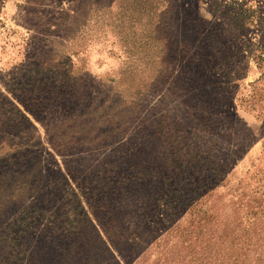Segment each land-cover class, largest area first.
Returning a JSON list of instances; mask_svg holds the SVG:
<instances>
[{
    "label": "rangeland",
    "instance_id": "obj_1",
    "mask_svg": "<svg viewBox=\"0 0 264 264\" xmlns=\"http://www.w3.org/2000/svg\"><path fill=\"white\" fill-rule=\"evenodd\" d=\"M0 264H264V0H0Z\"/></svg>",
    "mask_w": 264,
    "mask_h": 264
},
{
    "label": "trees",
    "instance_id": "obj_2",
    "mask_svg": "<svg viewBox=\"0 0 264 264\" xmlns=\"http://www.w3.org/2000/svg\"><path fill=\"white\" fill-rule=\"evenodd\" d=\"M233 18H237V17H233Z\"/></svg>",
    "mask_w": 264,
    "mask_h": 264
}]
</instances>
